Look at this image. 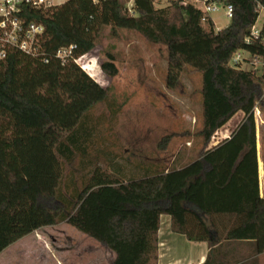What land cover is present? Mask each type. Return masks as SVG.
Returning a JSON list of instances; mask_svg holds the SVG:
<instances>
[{
    "label": "trees",
    "instance_id": "trees-1",
    "mask_svg": "<svg viewBox=\"0 0 264 264\" xmlns=\"http://www.w3.org/2000/svg\"><path fill=\"white\" fill-rule=\"evenodd\" d=\"M217 1L232 8L229 24L219 30L183 0L160 8L154 0H134L131 12L127 0L20 6L19 17L40 25L42 33L40 56L11 48L0 59V253L42 227L65 223L112 251V264H157L161 216L169 217L172 233L208 244L202 264L239 261L231 255L235 248L225 250L229 245L247 244L252 255L264 253L254 120L264 74L232 62L241 51L264 60V22L251 35L264 0ZM105 27L112 34L133 31L165 47L167 89L174 90L185 71L200 75L201 148L185 163L176 157L166 171L137 167L143 174L127 178L95 164L68 200L59 192L63 166L80 149L83 119L109 96L75 60L94 49ZM68 47L62 64L56 52ZM238 112L242 119L229 137L207 149Z\"/></svg>",
    "mask_w": 264,
    "mask_h": 264
},
{
    "label": "rangeland",
    "instance_id": "rangeland-1",
    "mask_svg": "<svg viewBox=\"0 0 264 264\" xmlns=\"http://www.w3.org/2000/svg\"><path fill=\"white\" fill-rule=\"evenodd\" d=\"M66 1L53 0V4ZM171 1L174 0H154V5L165 7ZM210 18L215 30L225 28L230 21L223 5H218ZM263 21L264 10L260 9L255 29ZM166 57L165 47L148 42L136 32L116 30L112 34L111 28L105 27L94 49L77 61L95 82L109 89V96L88 112L77 132L80 149L73 163L63 166L64 180L59 192L65 199L80 190L95 164L110 168L119 165L117 170L127 178L139 173L137 167L144 171L160 163L167 165L176 157L180 163L197 157L201 148L197 136L201 119L200 75L185 71L177 87L167 89ZM233 61L240 63L243 70L264 74V60L254 59L245 51L236 52ZM254 120L264 122V91L261 105L254 110ZM239 121L240 116L233 117L219 132L226 135ZM166 136H171L170 140L159 148ZM162 221L161 239L167 231ZM19 243L0 255L5 264H100L103 248L65 223L31 233L20 248V256L19 250L16 252ZM256 264H264V253L256 255Z\"/></svg>",
    "mask_w": 264,
    "mask_h": 264
},
{
    "label": "crops",
    "instance_id": "crops-1",
    "mask_svg": "<svg viewBox=\"0 0 264 264\" xmlns=\"http://www.w3.org/2000/svg\"><path fill=\"white\" fill-rule=\"evenodd\" d=\"M260 27L258 29H260ZM235 116H240V120L242 119L241 112L236 113L233 117ZM239 122H237L236 126L238 125ZM255 138H256V160H257V175H258L259 193L261 197H264V153L262 152V149L264 148V122L263 121H261L260 123L259 122L256 123L255 121ZM216 144L217 143L210 144V146H208L207 149L212 148ZM172 161L167 165L164 163H160L159 171H166L170 167V164L172 163ZM118 166L114 168L113 171L118 172V170H116ZM139 174H143V172H139ZM163 219H164V223L166 224L167 231L164 233V237L162 239L160 238L161 227L158 231V262L157 264H202L209 250L208 244L206 242H189V241L186 242L185 241L186 239L183 236L174 234L170 231L168 216H161L160 226H161V222H163L162 221ZM36 232L37 230L32 233H36ZM30 235L31 233L23 237L21 241L19 239L18 241L11 244L7 248H5L0 253V255L2 253L4 254V251L9 250L13 246H15V244L20 242L16 248V252L19 250L18 256H20L21 254L20 248H22L21 247L22 244H24V242ZM232 243H236V242H232ZM241 247H245V249L243 250ZM230 248L231 249L235 248V250L231 252V255H235L236 258L240 257V260L234 262L233 264H256V255H252L250 252L251 246L247 244L240 245V246L229 245L225 248V250H231ZM114 258H115L114 253L110 251L109 249H107L105 246H103V248L100 249V264H112L114 261ZM0 260H1L0 264L2 263L5 264L6 260H4L2 257L0 258Z\"/></svg>",
    "mask_w": 264,
    "mask_h": 264
},
{
    "label": "built area",
    "instance_id": "built-area-1",
    "mask_svg": "<svg viewBox=\"0 0 264 264\" xmlns=\"http://www.w3.org/2000/svg\"><path fill=\"white\" fill-rule=\"evenodd\" d=\"M93 1L97 2L98 0ZM133 1L134 0H127L126 7L129 12H131ZM188 4L199 9L203 13L202 22L205 21L206 17H210L212 12L217 11L218 5H222L217 0H194ZM22 5H27L34 9H41L53 6L54 4L53 0H0V59H3L7 49L11 48L28 56H40L39 41L42 27L33 22H25L19 17L20 6ZM224 10L225 16L230 20L232 15L231 6H224ZM258 31L259 29H255V26H253L251 35L256 36ZM71 50L72 47L60 48L56 52V58L64 64ZM81 57L75 60L77 65V61L81 60ZM233 62L236 63L237 61ZM219 131L218 129L211 138L214 144L228 138L230 135V132L224 135Z\"/></svg>",
    "mask_w": 264,
    "mask_h": 264
}]
</instances>
